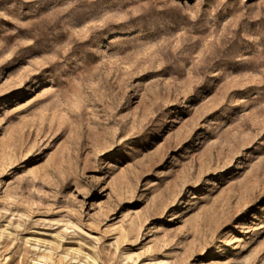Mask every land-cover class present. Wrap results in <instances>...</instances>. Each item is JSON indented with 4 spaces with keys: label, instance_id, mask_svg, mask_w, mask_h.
<instances>
[{
    "label": "rangeland",
    "instance_id": "374dc122",
    "mask_svg": "<svg viewBox=\"0 0 264 264\" xmlns=\"http://www.w3.org/2000/svg\"><path fill=\"white\" fill-rule=\"evenodd\" d=\"M0 264H264V0H0Z\"/></svg>",
    "mask_w": 264,
    "mask_h": 264
}]
</instances>
